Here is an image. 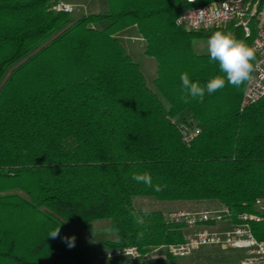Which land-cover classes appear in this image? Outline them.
Wrapping results in <instances>:
<instances>
[{
	"label": "trees",
	"instance_id": "trees-1",
	"mask_svg": "<svg viewBox=\"0 0 264 264\" xmlns=\"http://www.w3.org/2000/svg\"><path fill=\"white\" fill-rule=\"evenodd\" d=\"M64 1L0 0V264H101L108 250L184 242V226L136 211L137 197L253 212L264 97L243 109L246 82L181 102L182 73L202 86L224 75L194 49L212 34L176 26L186 1L105 0L106 13L80 17L53 10ZM131 28L157 63L153 88L119 38ZM224 32L252 47L254 34ZM145 171L163 191L131 178ZM100 221L115 241L95 243ZM253 230L264 241V223Z\"/></svg>",
	"mask_w": 264,
	"mask_h": 264
},
{
	"label": "built area",
	"instance_id": "built-area-1",
	"mask_svg": "<svg viewBox=\"0 0 264 264\" xmlns=\"http://www.w3.org/2000/svg\"><path fill=\"white\" fill-rule=\"evenodd\" d=\"M185 1L189 8L176 19L178 28L206 34L225 30H240L247 37L254 34L252 48L257 62L241 106L244 109L254 105L264 97V3L255 0ZM53 10L73 13V8L63 2L57 3ZM167 219L184 226V242L162 246L152 254L163 252L174 258H184L205 248L222 247L245 251L242 264H264V241L258 240L253 230L254 225L264 223V198L256 200L253 212L234 215L225 207L180 210L168 213ZM149 256H143L135 247H126L105 251L98 258L115 264H138Z\"/></svg>",
	"mask_w": 264,
	"mask_h": 264
},
{
	"label": "rangeland",
	"instance_id": "rangeland-1",
	"mask_svg": "<svg viewBox=\"0 0 264 264\" xmlns=\"http://www.w3.org/2000/svg\"><path fill=\"white\" fill-rule=\"evenodd\" d=\"M63 3L73 8L72 15H74L75 17H80L85 14L105 13L106 11L104 1L103 3H100L96 0H65ZM137 37L138 34L136 33V29L133 28L130 29L128 33H123L119 36L127 52L132 56L135 62L141 65L143 73L147 79L148 86L150 88H153V81L156 79L157 76V63L155 59L145 55L146 45L145 43L137 39ZM208 39L209 38H203L195 41L194 48L198 54L209 55L207 51ZM179 123L183 124L182 120H180ZM133 206L136 211H161L165 212L166 214L169 212H175L180 210L200 211L212 208H219L218 204L214 203L200 202L192 203L190 204V206H188L186 203H164L159 202L153 198L144 197L135 198L133 201ZM109 227V221H100L96 223L94 227L96 230L94 241L96 243H104L106 241H114L117 239V236L115 234L109 233L107 231ZM99 256L100 255H98L97 258ZM245 258L246 252L243 250H234L222 247H210L202 249L188 257L175 259L178 261V264H242V261ZM98 262H100L101 264H113V262L101 261L100 259H98ZM166 262L167 258L163 254V252L157 255H152L148 259V264H166Z\"/></svg>",
	"mask_w": 264,
	"mask_h": 264
},
{
	"label": "clouds",
	"instance_id": "clouds-1",
	"mask_svg": "<svg viewBox=\"0 0 264 264\" xmlns=\"http://www.w3.org/2000/svg\"><path fill=\"white\" fill-rule=\"evenodd\" d=\"M207 51L211 61L218 63L219 70L224 75H216L202 86L199 82H193L187 72L182 73L180 76L182 82L180 100L185 104L197 99L202 103L206 92L211 95L224 88L226 84L240 88L252 80L254 70L252 62L255 59V50L244 41L237 39L233 33L215 31L207 41ZM131 178L156 192L163 191L166 187L161 184L154 185L152 176L147 171L133 173ZM59 230L58 227L49 236L57 237ZM68 240L69 246H74L75 238H68Z\"/></svg>",
	"mask_w": 264,
	"mask_h": 264
},
{
	"label": "crops",
	"instance_id": "crops-1",
	"mask_svg": "<svg viewBox=\"0 0 264 264\" xmlns=\"http://www.w3.org/2000/svg\"><path fill=\"white\" fill-rule=\"evenodd\" d=\"M96 1H99L100 3H103V1L105 2V6H106V11H105V13L108 11V3H107V1H105V0H96ZM132 29V28H131ZM133 29H136V33L138 34V37H137V39H139L141 42H143V43H145V45H146V42L144 41V39L141 37V35L139 34V31H138V29L137 28H133ZM130 30V29H129ZM129 30H127L125 33H128V31ZM146 47V46H145ZM195 49V48H194ZM196 52V51H195ZM197 53V52H196ZM198 54V53H197ZM156 71H157V67H156ZM206 203H208V202H206ZM174 204V203H173ZM188 206H190V204H192V203H186ZM185 205V204H184ZM196 211V210H195ZM165 213V212H164ZM169 213H171V212H169ZM168 214V213H167ZM115 241V240H114ZM96 243V242H95Z\"/></svg>",
	"mask_w": 264,
	"mask_h": 264
}]
</instances>
